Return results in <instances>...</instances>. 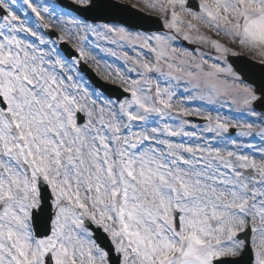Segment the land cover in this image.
Returning <instances> with one entry per match:
<instances>
[{"label":"snow or ice","instance_id":"snow-or-ice-1","mask_svg":"<svg viewBox=\"0 0 264 264\" xmlns=\"http://www.w3.org/2000/svg\"><path fill=\"white\" fill-rule=\"evenodd\" d=\"M139 2L0 0V264H264V0Z\"/></svg>","mask_w":264,"mask_h":264},{"label":"rangeland","instance_id":"rangeland-1","mask_svg":"<svg viewBox=\"0 0 264 264\" xmlns=\"http://www.w3.org/2000/svg\"><path fill=\"white\" fill-rule=\"evenodd\" d=\"M45 2H50L49 0H42L41 3H45ZM123 3H126V4H132V5H137L138 7H140V10L144 11V12H147L148 14L151 13V14H156L154 12H151L150 10L148 9H144L143 8V5L142 3L139 2V0H122ZM217 38H220L222 40V42H227V38H223V37H217ZM108 47H112V45H106ZM235 47V50L240 53V54H243V55H246L248 57H253L255 58V56L252 55V53H249L246 49H241L239 47H236V46H233ZM90 51L93 52L94 55L97 56L98 59H104V60H107L109 63L113 64L114 66L116 67H123V62L120 61L119 59L117 58H114V57H111V56H107L103 53H100L98 50H94V49H89ZM127 50V49H125ZM131 54V52L129 53ZM89 66L93 69L92 65L89 64ZM105 81V80H104ZM106 82H109V81H106ZM111 83V82H109ZM113 84V83H111ZM114 85H118V84H114ZM119 86V85H118ZM201 105V102H196L195 105H191L192 107H199ZM220 113L222 115H231L234 113V116H237L238 114L235 113V112H230L228 108H220ZM215 111H213V115H215ZM191 130V129H189Z\"/></svg>","mask_w":264,"mask_h":264},{"label":"water","instance_id":"water-1","mask_svg":"<svg viewBox=\"0 0 264 264\" xmlns=\"http://www.w3.org/2000/svg\"><path fill=\"white\" fill-rule=\"evenodd\" d=\"M128 15H134V13H132V12H129L128 13ZM129 22H130V20H129V18H128V16L126 15V17H125ZM143 22V21H142ZM131 23V22H130ZM131 24H133V23H131ZM143 24H145V22H143ZM135 27H136V25L135 24H133Z\"/></svg>","mask_w":264,"mask_h":264}]
</instances>
